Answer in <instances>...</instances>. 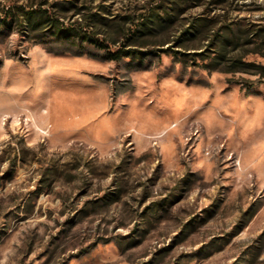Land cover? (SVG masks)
I'll return each instance as SVG.
<instances>
[{"label":"rangeland","instance_id":"obj_1","mask_svg":"<svg viewBox=\"0 0 264 264\" xmlns=\"http://www.w3.org/2000/svg\"><path fill=\"white\" fill-rule=\"evenodd\" d=\"M260 26L264 0H0V264H264V84L206 66Z\"/></svg>","mask_w":264,"mask_h":264},{"label":"trees","instance_id":"obj_2","mask_svg":"<svg viewBox=\"0 0 264 264\" xmlns=\"http://www.w3.org/2000/svg\"><path fill=\"white\" fill-rule=\"evenodd\" d=\"M19 8L20 10L15 12L16 15L21 20V23L24 21V23H26V25L32 30H37L43 25L49 24V26L52 27V30H54L56 33V36L60 39H70L74 36H77L92 43H96L97 45H103V43L99 42L98 39H94L93 36L87 33H83L82 35L81 30L77 28L72 27L64 29L61 27L62 24L60 21L58 19L51 18L45 10H26L22 7ZM150 16L151 18H146V20L142 22L143 29H139L133 35L127 36V40L138 37L140 33L144 34L148 31L155 30L157 24L160 26V23L158 22V19H156L155 15ZM85 17L86 21H88V23L90 22L92 28L95 27L98 30L104 29L105 31L109 32V20L106 18V16L98 15V13H88V15ZM169 18L171 19V17ZM169 18H165L164 20H169ZM201 20V23L198 25L194 24L191 30H186L185 32L192 34L197 32L199 29H204L209 25L208 21L205 19ZM216 37L218 38V42L216 43L218 50L215 51V55L211 59L210 63L206 65L207 68L211 70L218 69L230 74L247 73L254 75L256 77L254 81L247 79L235 81L236 83L240 84L241 88L247 93L253 92L255 85L264 84V64L257 63L255 61L244 60V57L250 53L260 54L262 57H264V26H260L256 29L255 33L252 34V39H246L243 42L239 40L236 33H231L229 30L217 33ZM181 40V38L178 39V42H181ZM247 44H252L253 47L251 49H243V51H240V48ZM126 46L127 45L125 44L121 47H118L116 50H108L107 58L110 60L119 61L125 57H143L152 53L151 51H137L133 48H127ZM74 53L80 54L81 52Z\"/></svg>","mask_w":264,"mask_h":264}]
</instances>
